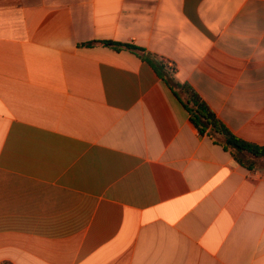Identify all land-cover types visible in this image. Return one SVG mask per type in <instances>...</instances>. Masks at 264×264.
<instances>
[{
	"label": "crops",
	"instance_id": "crops-1",
	"mask_svg": "<svg viewBox=\"0 0 264 264\" xmlns=\"http://www.w3.org/2000/svg\"><path fill=\"white\" fill-rule=\"evenodd\" d=\"M96 41L264 146V0H0V264H264V170Z\"/></svg>",
	"mask_w": 264,
	"mask_h": 264
},
{
	"label": "trees",
	"instance_id": "trees-1",
	"mask_svg": "<svg viewBox=\"0 0 264 264\" xmlns=\"http://www.w3.org/2000/svg\"><path fill=\"white\" fill-rule=\"evenodd\" d=\"M95 44H101L116 51H132L140 56L141 59L150 63L160 78L170 85L175 95L182 102L190 115L192 124L197 128L201 136L207 135L215 144L221 145L224 150L231 153L240 166L248 170H264V146L256 145L237 137L190 84L176 82L171 74L166 71V66L163 63L153 61L146 54L145 49L133 44L113 41H96L87 43L85 46L91 47ZM3 264L11 263L5 262Z\"/></svg>",
	"mask_w": 264,
	"mask_h": 264
}]
</instances>
